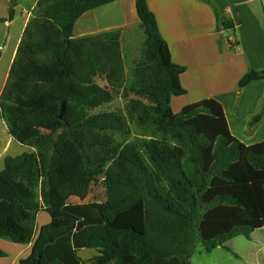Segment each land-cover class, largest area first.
<instances>
[{
	"label": "trees",
	"instance_id": "1",
	"mask_svg": "<svg viewBox=\"0 0 264 264\" xmlns=\"http://www.w3.org/2000/svg\"><path fill=\"white\" fill-rule=\"evenodd\" d=\"M114 1L37 0L9 69L0 118L30 150L3 160L0 238L31 243L19 264H189L198 243L210 253L264 229V141L241 143L212 98L173 112L171 99L186 93L185 68L172 62L147 1H135L145 64L127 81L119 31L73 37L82 14ZM16 6L10 0L0 22L12 20ZM254 81H264V70L246 72L237 88ZM124 86V109L59 120L62 102L66 110L100 109ZM262 116L264 102L249 125ZM131 124L143 138L132 140ZM71 152L90 181L103 182L104 201H66ZM39 212L48 217L41 226ZM83 249L97 255L82 260Z\"/></svg>",
	"mask_w": 264,
	"mask_h": 264
},
{
	"label": "crops",
	"instance_id": "2",
	"mask_svg": "<svg viewBox=\"0 0 264 264\" xmlns=\"http://www.w3.org/2000/svg\"><path fill=\"white\" fill-rule=\"evenodd\" d=\"M135 1L117 0L85 12L74 24L73 37L83 38L119 31L120 47L125 57L126 51L141 41L142 31ZM146 1L155 16L159 33L168 45L172 62L185 68L180 83L186 93L171 99L173 112L177 113L187 104L212 98L222 105L230 133L241 143L252 145L264 141V116L253 126L249 125L250 120L261 111L264 81H254L243 88H237V82L246 72L264 70V18L253 8V0H209L210 4L201 0ZM9 2L0 0V19L7 18ZM36 2L17 0L12 20L0 22L4 28L0 44L5 48L10 28L14 26L17 17L22 19L6 70L0 77V95ZM260 2L264 7V0ZM217 17L230 21L232 28H224ZM0 122L5 126L1 118ZM5 129L7 132L6 126ZM12 142L15 141L9 136L3 152ZM20 146V154L29 149ZM5 157L0 155L2 164ZM47 222V215L39 212L37 225ZM30 246V242L20 245L0 238V250L5 253L0 258V264H19L21 259L30 254ZM81 251L78 255L82 260L97 255L92 250L91 254L82 258ZM251 264L255 262L251 261Z\"/></svg>",
	"mask_w": 264,
	"mask_h": 264
},
{
	"label": "rangeland",
	"instance_id": "3",
	"mask_svg": "<svg viewBox=\"0 0 264 264\" xmlns=\"http://www.w3.org/2000/svg\"><path fill=\"white\" fill-rule=\"evenodd\" d=\"M21 22L22 19L17 17L14 26L10 28V36L6 43V47L3 48V44H0V77L6 70L10 52L16 41ZM3 34L4 28L0 26V40ZM140 40L141 41L139 43H136L135 47L127 50V53L124 55L125 57H123L126 81L136 74L139 68L145 64V60L142 56V47L144 42L142 32L140 34ZM127 101L128 96L124 86V89L121 91L118 99L114 100L107 106L96 110L82 109L80 107L73 106L68 110L65 109V113L68 112V115L71 118L79 121L94 117L97 113L103 110H122L124 109V105ZM2 125L3 124L0 122L1 157L20 155L21 146L17 142H12L10 146H7V150L4 151L5 153L3 152V148L9 135L6 132L5 126ZM130 126L132 130V140L144 137V133L135 125L131 124ZM33 152L36 153V151ZM69 161V167L67 166L62 171L65 191H67V194L65 195L66 201L69 203L104 201L105 194L103 182H92L85 176L80 155L77 152H71ZM114 164L122 165V159L120 156L115 159ZM110 166L111 164L107 165L106 168H109ZM2 168V159H0V170H2ZM225 248L229 249L232 253L227 252ZM92 252V250L84 249L81 251L80 256L83 258ZM188 261L189 264H251V261L255 262V264H264V229L255 231L251 239H246L243 236H237L227 241L223 246L213 249L210 253L204 252L202 245L198 243Z\"/></svg>",
	"mask_w": 264,
	"mask_h": 264
},
{
	"label": "water",
	"instance_id": "4",
	"mask_svg": "<svg viewBox=\"0 0 264 264\" xmlns=\"http://www.w3.org/2000/svg\"><path fill=\"white\" fill-rule=\"evenodd\" d=\"M252 6L255 9V11L261 15L262 18H264V7H262L260 0H253L252 1ZM65 109H66V105L65 102H62L61 104V108L59 111V120H63L64 119V115H65Z\"/></svg>",
	"mask_w": 264,
	"mask_h": 264
}]
</instances>
